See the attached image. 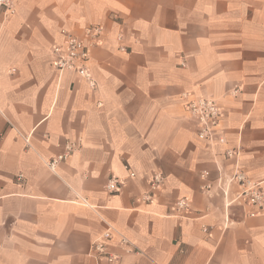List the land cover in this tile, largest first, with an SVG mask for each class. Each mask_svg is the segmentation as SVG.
Returning <instances> with one entry per match:
<instances>
[{
  "label": "crops",
  "instance_id": "obj_1",
  "mask_svg": "<svg viewBox=\"0 0 264 264\" xmlns=\"http://www.w3.org/2000/svg\"><path fill=\"white\" fill-rule=\"evenodd\" d=\"M14 5L0 10V264H96L91 245L107 234L118 264H264V209L249 215L224 179L239 146L264 189V0ZM91 25L105 28L90 45L95 87L52 54L63 31L89 42ZM206 96L225 143L198 137L188 104ZM72 142L81 149L52 170Z\"/></svg>",
  "mask_w": 264,
  "mask_h": 264
},
{
  "label": "built area",
  "instance_id": "obj_2",
  "mask_svg": "<svg viewBox=\"0 0 264 264\" xmlns=\"http://www.w3.org/2000/svg\"><path fill=\"white\" fill-rule=\"evenodd\" d=\"M0 10L4 17H7L16 12L14 0H0ZM65 33L64 45H58L53 48L52 54L54 56L53 66L60 72L72 71L79 76L86 79L93 87L97 85V80L91 70L90 62V45L96 43L97 39L105 33L103 25H91L86 28L85 34L89 42L85 38L77 35L71 31H63ZM190 116L197 124L198 137L202 140L208 141L210 144L216 142L225 143L226 138L223 133H218L220 122V109L217 100L213 97H199L188 104ZM81 149V143H67L65 151L48 161V165L52 170H55L59 163L71 154ZM241 148H229L226 150L228 158H235L237 164L233 173L225 176V181L228 184L234 183L238 185L239 190L236 194V199L244 202L251 207L249 215H256L264 209V189L261 184L252 181L246 172L240 167L238 158L240 157ZM128 168V165H126ZM135 176V172L130 173ZM223 180V177H220ZM164 181V175L161 172L156 173L150 181L151 189L145 194V200H151L155 191L160 187ZM222 185L221 187H223ZM122 187V180L112 175L106 185L110 193L119 192ZM225 196L228 195L224 191ZM232 200L228 202L230 205ZM190 204L186 198H181L177 203V210L182 212L189 208ZM109 234L95 239L90 248L91 256L96 260V264H102V259L106 258L108 264H118L119 256L109 249L107 238ZM122 242L126 244L129 252L137 251L136 248L130 246L128 239L123 238Z\"/></svg>",
  "mask_w": 264,
  "mask_h": 264
}]
</instances>
